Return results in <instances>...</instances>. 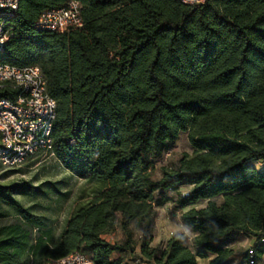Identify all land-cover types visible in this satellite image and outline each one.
Masks as SVG:
<instances>
[{"label": "trees", "instance_id": "1", "mask_svg": "<svg viewBox=\"0 0 264 264\" xmlns=\"http://www.w3.org/2000/svg\"><path fill=\"white\" fill-rule=\"evenodd\" d=\"M69 1L20 0L0 63L41 69L56 100L52 155L99 189L55 235L15 197L40 186L0 184V204L13 211L0 210V264H43L73 251L96 264H199L208 254L209 264H229L243 236L258 250L246 249L242 264H258L264 172L251 164L264 160V0H76L81 28L35 27L42 12ZM181 131L192 155L154 178L153 160ZM200 200L204 207L180 215L194 251L181 234L151 246L157 207ZM116 227L120 240L102 237Z\"/></svg>", "mask_w": 264, "mask_h": 264}, {"label": "built area", "instance_id": "2", "mask_svg": "<svg viewBox=\"0 0 264 264\" xmlns=\"http://www.w3.org/2000/svg\"><path fill=\"white\" fill-rule=\"evenodd\" d=\"M206 0H180L194 6ZM20 0H0V52L13 35L9 18ZM81 5L70 0L65 6L41 13L38 30L69 32L83 26ZM56 117V100L46 89V80L36 65L15 66L0 63V164L18 167L40 153L52 154L51 131ZM251 254V251H249ZM43 264H96L81 251H73ZM249 264H255L250 260Z\"/></svg>", "mask_w": 264, "mask_h": 264}, {"label": "rangeland", "instance_id": "3", "mask_svg": "<svg viewBox=\"0 0 264 264\" xmlns=\"http://www.w3.org/2000/svg\"><path fill=\"white\" fill-rule=\"evenodd\" d=\"M193 146L188 139V132L181 131L175 144L166 151L161 157L153 160L152 176L156 179L162 176L165 168L174 167L183 155H192ZM255 170L264 172V160L251 164ZM27 181L34 186H40L41 191L35 195H16L24 206L31 209L32 212L42 215L46 218L48 226L57 235L65 226L68 217L81 204L88 202L96 195L99 189L98 185L88 182L66 170L60 162L48 152L35 155L25 160L18 167H4L0 164V184L9 185L16 182ZM192 190L191 186H182L180 191L184 194ZM206 201L200 200L178 209L172 201H168L163 206L156 208L155 229L151 246L163 248L168 239L181 234L184 243L191 247L192 234L181 224L180 215L190 208H202ZM0 210L4 212H13L8 207L0 204ZM105 240L116 242L121 239L119 228L104 234ZM255 240L243 236L232 245L234 254L229 259V264H242L243 254L246 249L252 247L256 252L258 246L254 245ZM194 251V248H192ZM139 253V247L136 248ZM213 255L208 254L205 258ZM197 261L204 260L197 257ZM126 264H156L153 260H142L138 263L127 261ZM245 264V263H244ZM258 264H264V254L258 259Z\"/></svg>", "mask_w": 264, "mask_h": 264}, {"label": "crops", "instance_id": "4", "mask_svg": "<svg viewBox=\"0 0 264 264\" xmlns=\"http://www.w3.org/2000/svg\"><path fill=\"white\" fill-rule=\"evenodd\" d=\"M170 239V238H169ZM168 239V240H169ZM86 255H88V256H90V254H86ZM204 260H200V261H198V263L199 264H209V262L213 259V256L212 257H208V258H203Z\"/></svg>", "mask_w": 264, "mask_h": 264}]
</instances>
